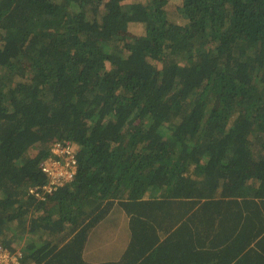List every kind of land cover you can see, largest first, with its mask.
Wrapping results in <instances>:
<instances>
[{"label": "trees", "instance_id": "obj_1", "mask_svg": "<svg viewBox=\"0 0 264 264\" xmlns=\"http://www.w3.org/2000/svg\"><path fill=\"white\" fill-rule=\"evenodd\" d=\"M168 2L0 0V244L21 264H89L116 201L134 262L264 264V0H183L184 23ZM67 141L74 179L36 196Z\"/></svg>", "mask_w": 264, "mask_h": 264}, {"label": "crops", "instance_id": "obj_2", "mask_svg": "<svg viewBox=\"0 0 264 264\" xmlns=\"http://www.w3.org/2000/svg\"><path fill=\"white\" fill-rule=\"evenodd\" d=\"M130 221L131 215L128 209L116 201L109 213L90 230L83 249L85 261L89 264H212L211 261L196 262L195 256L189 257L188 250H186V255L180 249L178 253H173L174 246L170 251L161 250L160 253L145 251L146 253L140 259L148 257L146 261L144 263L134 262L131 255L126 257L125 252L129 244L135 245L134 248H139L143 240H138V238L134 240V226ZM157 229L160 233L162 232L161 228ZM160 235H162L161 239L166 237L164 233Z\"/></svg>", "mask_w": 264, "mask_h": 264}, {"label": "built area", "instance_id": "obj_3", "mask_svg": "<svg viewBox=\"0 0 264 264\" xmlns=\"http://www.w3.org/2000/svg\"><path fill=\"white\" fill-rule=\"evenodd\" d=\"M76 152V146L71 142H55L50 149V154L40 162L42 170L49 176V184L41 189L31 188L30 191L44 198L59 186L73 180L78 167ZM21 256L22 253L19 250L10 252L0 244V264H21Z\"/></svg>", "mask_w": 264, "mask_h": 264}, {"label": "rangeland", "instance_id": "obj_4", "mask_svg": "<svg viewBox=\"0 0 264 264\" xmlns=\"http://www.w3.org/2000/svg\"><path fill=\"white\" fill-rule=\"evenodd\" d=\"M183 0H169L167 9L168 14L171 20L178 22V23H184L185 19L181 12V5ZM131 33L135 35H139L143 33V29L139 25H132L130 27Z\"/></svg>", "mask_w": 264, "mask_h": 264}]
</instances>
